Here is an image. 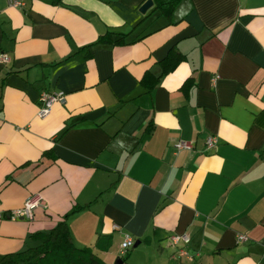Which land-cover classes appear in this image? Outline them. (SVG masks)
<instances>
[{"label":"crops","instance_id":"0c3cea01","mask_svg":"<svg viewBox=\"0 0 264 264\" xmlns=\"http://www.w3.org/2000/svg\"><path fill=\"white\" fill-rule=\"evenodd\" d=\"M17 1L0 0V257L72 211L71 241L108 264H264V0H181L159 24L146 0ZM42 91L64 98L39 117Z\"/></svg>","mask_w":264,"mask_h":264},{"label":"trees","instance_id":"16d2710c","mask_svg":"<svg viewBox=\"0 0 264 264\" xmlns=\"http://www.w3.org/2000/svg\"><path fill=\"white\" fill-rule=\"evenodd\" d=\"M152 1V11L160 12L161 16L168 20H170L175 8L181 2V0ZM114 35V32H108L99 39V42L113 45L124 43L122 34H118L119 38L116 39H114ZM173 54L169 55L166 61H163L164 70L170 69L175 61L181 58L177 53ZM150 77L151 74L147 72L142 78V82L148 88L153 86L146 82V79ZM70 213H66L47 233H33L32 236L40 240L38 245L30 246L20 251L5 253L0 257V264H108L94 252L92 247L76 246L71 241L66 222V217ZM121 259L124 261L126 255L122 256Z\"/></svg>","mask_w":264,"mask_h":264},{"label":"built area","instance_id":"2783aa9c","mask_svg":"<svg viewBox=\"0 0 264 264\" xmlns=\"http://www.w3.org/2000/svg\"><path fill=\"white\" fill-rule=\"evenodd\" d=\"M11 6L13 7H23V3L17 0H10ZM10 57L0 51V63H7L9 62ZM64 93L59 92H48L42 91L39 96L40 100V107L38 109L37 115L39 117H44L47 115L53 105L54 102L63 101ZM216 138L215 136H208L206 139V147L211 148L215 145ZM193 146L192 141L187 140H179L175 144V149H190ZM41 197L39 194H33L29 196L22 207L14 209L8 213V217L12 220H17L20 218H27L31 219L33 217V211L36 207L41 206ZM239 240H245V235H239ZM171 244L176 248V251L179 256H188L187 251L180 246V242L187 243L189 241V236L186 233H174L169 236ZM135 240L129 235L124 234L123 240L120 243L121 253L124 254L127 250L134 246Z\"/></svg>","mask_w":264,"mask_h":264},{"label":"water","instance_id":"95a60500","mask_svg":"<svg viewBox=\"0 0 264 264\" xmlns=\"http://www.w3.org/2000/svg\"><path fill=\"white\" fill-rule=\"evenodd\" d=\"M151 7H153V1L152 0H146L145 3L140 7L139 12L141 14H145L147 10H149ZM102 111V110H101ZM99 110L92 112L89 114L86 118L88 119H94L96 118L99 113L101 112ZM137 241L134 243V246L137 245ZM113 264H123V260L121 258H117Z\"/></svg>","mask_w":264,"mask_h":264},{"label":"rangeland","instance_id":"374dc122","mask_svg":"<svg viewBox=\"0 0 264 264\" xmlns=\"http://www.w3.org/2000/svg\"><path fill=\"white\" fill-rule=\"evenodd\" d=\"M159 16H161L160 12L155 11V12H152V14L150 15V17H148V18H150L151 20H153V23H157L158 22V24H159V22H163V20H166V18H164L163 16H161V17H159ZM114 261H113V263H114Z\"/></svg>","mask_w":264,"mask_h":264}]
</instances>
